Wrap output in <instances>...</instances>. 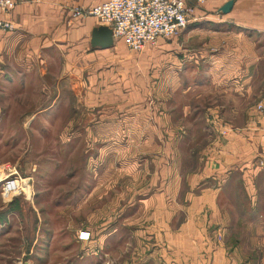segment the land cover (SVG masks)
Instances as JSON below:
<instances>
[{
	"label": "crops",
	"instance_id": "0c3cea01",
	"mask_svg": "<svg viewBox=\"0 0 264 264\" xmlns=\"http://www.w3.org/2000/svg\"><path fill=\"white\" fill-rule=\"evenodd\" d=\"M15 1V9L1 15L15 30L0 33V138L1 130L16 126L10 119L15 98L33 96L29 75L39 74L45 81L49 66L50 74L62 78L72 74L81 80L88 69L121 59L123 53L116 40L108 49L92 47V33L101 25L95 18L74 19L70 12L76 6L93 7L110 0ZM229 1H234L232 10L220 12ZM158 47L177 67H184L183 73L176 71L170 98L179 91V97L206 101L205 106L182 105L176 132L182 129L178 122L192 113L193 123L185 122L188 130L199 129L211 137H204L200 149L188 152L190 160L184 167L178 166L180 160L172 151L169 167L153 170L148 188L152 193L139 201L135 215L131 212L133 221L120 225L133 226L126 229L133 232L131 242L137 250L125 253L120 264H264V109H259L264 105V0H205L184 32L160 40ZM16 81L22 82L19 89ZM42 87L41 92L49 91ZM48 107L37 112L30 108L23 115L32 117ZM176 141L198 144L196 137ZM128 151L121 150L120 161H114L109 171L115 183L101 191L92 187L80 199L85 217L68 228L75 233L73 242L82 247L79 259L98 256L118 228L117 223L91 220L96 204L111 208L112 195L114 203L125 202L124 212L130 209L128 179L139 168L130 170ZM165 161L161 159V166ZM118 184L119 195L112 191ZM242 226H254L262 233L255 231L258 238L251 240L244 237ZM81 231L90 232L91 240L79 241Z\"/></svg>",
	"mask_w": 264,
	"mask_h": 264
},
{
	"label": "rangeland",
	"instance_id": "374dc122",
	"mask_svg": "<svg viewBox=\"0 0 264 264\" xmlns=\"http://www.w3.org/2000/svg\"><path fill=\"white\" fill-rule=\"evenodd\" d=\"M115 44L123 47L122 60L88 69L81 80L72 74L64 78L50 74L47 66V80H41L39 74L28 76L33 96L15 98V114H10V119L16 126L1 130L0 183L6 166L16 168L30 186L27 193L30 191L31 199L22 195L6 202L0 187V264H120L125 253L137 252L131 242L133 232L126 229L133 226L120 225L132 222L131 212L135 215L139 201L152 193L148 188L153 170L169 167L172 151L180 160L178 166L184 167L190 160L188 152L200 149L204 137H211L199 129L188 130L185 122L193 123L192 113L185 122H178L182 129L175 130L176 118L183 117L182 105L206 104L200 98L179 97V91L170 98L176 71L183 73V66L177 67L158 44L141 53L131 52L122 40ZM21 83L16 81L15 88ZM42 86L49 91L41 92ZM46 104L48 109L36 114ZM30 108L36 111L33 116L23 115ZM190 137H196L198 144L175 143V139ZM121 150H129L130 170L139 168L128 179L129 199L133 196L130 209L124 212L121 205L125 202L114 203L112 195L111 208L96 204L91 220L117 223L118 228L108 236L98 256L79 259L82 247L73 242L75 233L69 232V225L85 217L80 203L92 187H101V191L115 183L109 171L116 165L114 161H120ZM161 159L166 160L162 166ZM119 185L112 189L117 195L121 193ZM243 228L244 237L258 238L254 226Z\"/></svg>",
	"mask_w": 264,
	"mask_h": 264
},
{
	"label": "built area",
	"instance_id": "2783aa9c",
	"mask_svg": "<svg viewBox=\"0 0 264 264\" xmlns=\"http://www.w3.org/2000/svg\"><path fill=\"white\" fill-rule=\"evenodd\" d=\"M204 3L205 0H110L93 7L76 6L70 12L74 19L95 18L113 31L114 40H122L131 52L141 53L160 40L179 37ZM17 4L15 0H0V33L15 30V25L1 15L10 14ZM259 109L263 110L264 105ZM4 172L5 179L0 183L4 200L10 202L22 195L31 199L30 191L27 193L30 186L19 171L6 166ZM78 240L90 241L91 233L81 231Z\"/></svg>",
	"mask_w": 264,
	"mask_h": 264
},
{
	"label": "water",
	"instance_id": "95a60500",
	"mask_svg": "<svg viewBox=\"0 0 264 264\" xmlns=\"http://www.w3.org/2000/svg\"><path fill=\"white\" fill-rule=\"evenodd\" d=\"M233 5L234 1H229L220 9V12L228 14L232 10ZM114 43L115 40L113 38V31L110 28L106 26H100L94 29L91 39L92 47L104 50L111 48Z\"/></svg>",
	"mask_w": 264,
	"mask_h": 264
},
{
	"label": "bare ground",
	"instance_id": "6f19581e",
	"mask_svg": "<svg viewBox=\"0 0 264 264\" xmlns=\"http://www.w3.org/2000/svg\"><path fill=\"white\" fill-rule=\"evenodd\" d=\"M3 179H5V177H3V178L1 179V181H3Z\"/></svg>",
	"mask_w": 264,
	"mask_h": 264
}]
</instances>
